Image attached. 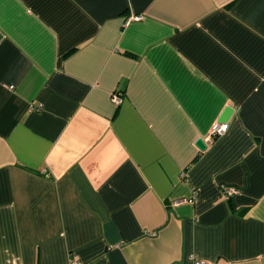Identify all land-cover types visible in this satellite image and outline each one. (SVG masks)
I'll list each match as a JSON object with an SVG mask.
<instances>
[{"label": "crops", "instance_id": "1", "mask_svg": "<svg viewBox=\"0 0 264 264\" xmlns=\"http://www.w3.org/2000/svg\"><path fill=\"white\" fill-rule=\"evenodd\" d=\"M195 256L264 264V0H0V264Z\"/></svg>", "mask_w": 264, "mask_h": 264}, {"label": "built area", "instance_id": "2", "mask_svg": "<svg viewBox=\"0 0 264 264\" xmlns=\"http://www.w3.org/2000/svg\"><path fill=\"white\" fill-rule=\"evenodd\" d=\"M143 18H144L143 15H137L136 16V19H138V20H141ZM114 100L116 102H120L121 97L118 95H115ZM228 129H229V123L228 122H219L218 121V122L214 123V125H213V127H212V129H211V131L207 137V140L211 141V140L225 134L228 131ZM238 192H239V189L236 187L228 186L225 188V193L228 197H231L233 194L238 193ZM72 264H81V263L78 261H74V262H72ZM194 264H214V263L207 261V260H205L199 256H195Z\"/></svg>", "mask_w": 264, "mask_h": 264}, {"label": "water", "instance_id": "3", "mask_svg": "<svg viewBox=\"0 0 264 264\" xmlns=\"http://www.w3.org/2000/svg\"><path fill=\"white\" fill-rule=\"evenodd\" d=\"M234 113V108L232 107H227L226 110L224 111L223 115H222V121H228L231 116ZM198 145L200 147V149L205 150L208 147V144L205 142L204 139H199L198 141Z\"/></svg>", "mask_w": 264, "mask_h": 264}]
</instances>
